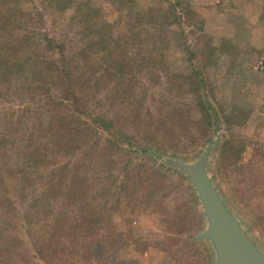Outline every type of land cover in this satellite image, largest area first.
<instances>
[{
  "label": "rangeland",
  "instance_id": "obj_1",
  "mask_svg": "<svg viewBox=\"0 0 264 264\" xmlns=\"http://www.w3.org/2000/svg\"><path fill=\"white\" fill-rule=\"evenodd\" d=\"M68 1L72 0L22 1L21 9L27 17L29 13L23 32L32 33L30 36L34 32L40 39L47 36L54 43L45 56H33L36 48H29L31 41L21 50L22 60L30 66L26 73L19 72L15 80L0 87V119L12 122L14 132L21 131V122L38 109L43 97H61L80 84L85 89L79 91L94 103L93 112L114 113L119 107L131 112L120 125L136 140L129 144L120 136L125 141L121 147L126 155L117 159L113 167L120 180L123 173L118 170L124 167L121 164L131 161L156 165L183 183L178 187L174 181L165 180L151 206L147 207V202L135 209L130 206L105 242L100 239L93 255L91 248L97 235L93 238L85 230L82 235L87 237L86 258L79 264H212L209 248L196 240L205 226L196 192L169 161L194 162L213 140L218 141L209 164L214 182L231 209L264 246V0H73L67 4ZM86 2L97 8L95 28L102 33L105 25L114 24L117 36L132 26L139 9L158 14L166 8L173 11V3L178 2L175 10L179 21L164 26L163 35L169 42L134 48L144 54L156 52L158 62L152 65V72L138 59L120 69L123 79L111 74L103 76L95 86L94 80L107 66L100 57L106 48L90 44L101 34L89 29V16L86 18L85 10L79 6ZM136 24L145 27L146 20ZM83 50L90 54L91 67L81 68ZM45 58L48 65H35ZM33 65L43 76L33 73ZM191 65L201 70L206 79V88L201 91L214 109L210 123L202 120L198 95L189 89ZM117 80L126 84L119 86ZM106 95L117 101L105 100ZM101 97V102H95ZM136 107L140 113H132ZM54 114L65 122L71 120L63 106ZM81 118L90 121L84 115ZM148 133L158 146L142 141ZM100 136L103 142L106 137L114 138L105 132ZM224 145L227 150L222 154ZM15 152H10L8 162H15ZM97 171L92 178L102 188L107 185L106 177ZM148 190L153 188L148 185ZM21 235L30 248L25 229ZM31 254L28 264H48L38 259L33 250Z\"/></svg>",
  "mask_w": 264,
  "mask_h": 264
},
{
  "label": "trees",
  "instance_id": "obj_2",
  "mask_svg": "<svg viewBox=\"0 0 264 264\" xmlns=\"http://www.w3.org/2000/svg\"><path fill=\"white\" fill-rule=\"evenodd\" d=\"M22 1L0 0L1 88L15 80L19 72L26 73V67L30 64L22 60L20 53L29 41V48H36L33 49L34 57L45 56L54 43L47 36L40 39L34 32L33 36L28 31L23 32L24 20H28L29 13L27 17L21 9ZM173 4V11L166 8L158 14L149 9H139L131 28H127L120 36L114 35V24L105 25L100 33L95 28L97 23L94 22V19L98 20L97 8L91 2L79 5L87 12L86 14L84 11L83 15L86 18L89 16V29L101 34V37L93 39L90 44H103L106 48L102 49L100 57L107 66L104 67L101 77L94 80L95 86L101 83L103 76L113 74L123 79L120 69L127 63L133 65L138 59L144 61L145 65L148 64L152 72V65L158 62L156 52L144 54L141 50L135 52L134 48L144 44L157 47L161 43L163 46L169 42L163 35L166 29L164 26L180 19L176 12L178 2ZM142 20H146L145 27L136 24ZM90 58V54H84L81 68L91 67ZM46 59L37 61L35 65H48ZM191 68L188 83L190 92L198 95L202 120L210 123L214 109L207 102L204 90L201 91L206 88V79L201 70L196 71L193 65ZM34 72L39 77L43 76L33 65ZM129 77L135 78L132 75ZM125 84L120 81L119 86ZM77 85L79 88L74 91L70 88V92L61 97H52L51 94H47L49 99L43 97L42 103L36 106L38 109L21 122V131L14 132L12 122L3 123L0 119V264H28L31 262V250L38 259L48 264H79L86 258L84 252L87 247L84 246V239L87 237L82 235L85 230L93 238L97 235L91 248L93 255L100 239L105 242L120 215L128 212L130 206L133 205L132 208L135 209L144 202H147V207L151 206L156 194L165 185V180H172L178 187H183L182 181L179 183L174 179L175 174H169L156 165L134 164L131 161L121 164L124 167L118 170V173H123L120 180L115 175L116 171H113L117 159L126 155L121 147L125 141L120 136L127 139L129 144L132 139L136 140V136L129 135L126 127L120 125L131 112L120 107L114 113L93 112L94 103L86 97L87 94L79 91L85 87ZM36 95L39 96L38 91ZM104 98L111 102L117 101L116 98H110V95ZM102 100L101 97L95 102ZM60 106L69 113L67 119L71 115V120L65 122L64 118H56L54 112ZM133 112L140 113L141 109L136 107ZM82 115L90 121H83ZM104 132L114 138L106 137L103 142L100 134ZM142 141L159 145L149 133L144 135ZM12 150H16L17 155L14 163L8 162L12 158ZM226 150L224 145L222 154ZM60 157H65L66 160L61 162ZM137 169L139 172H136ZM96 171L106 177L107 185L102 188L93 181ZM148 185L153 190H148ZM126 221L129 222V219ZM24 229L31 240L30 248L21 235V230Z\"/></svg>",
  "mask_w": 264,
  "mask_h": 264
},
{
  "label": "water",
  "instance_id": "obj_3",
  "mask_svg": "<svg viewBox=\"0 0 264 264\" xmlns=\"http://www.w3.org/2000/svg\"><path fill=\"white\" fill-rule=\"evenodd\" d=\"M217 142L211 141L194 162L169 161L196 192L205 224L196 240L209 248L212 264H264V246L231 209L209 171Z\"/></svg>",
  "mask_w": 264,
  "mask_h": 264
}]
</instances>
